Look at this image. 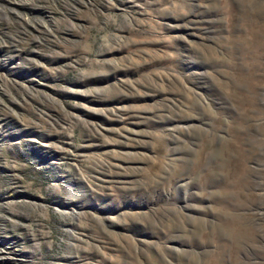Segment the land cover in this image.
Segmentation results:
<instances>
[{
	"label": "rangeland",
	"instance_id": "1",
	"mask_svg": "<svg viewBox=\"0 0 264 264\" xmlns=\"http://www.w3.org/2000/svg\"><path fill=\"white\" fill-rule=\"evenodd\" d=\"M0 264H264V0H0Z\"/></svg>",
	"mask_w": 264,
	"mask_h": 264
}]
</instances>
